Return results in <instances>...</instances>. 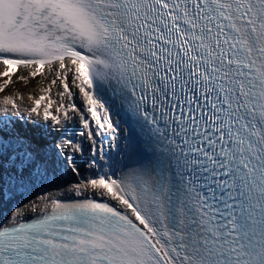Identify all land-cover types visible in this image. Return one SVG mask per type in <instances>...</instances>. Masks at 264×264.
<instances>
[{
    "label": "snow or ice",
    "instance_id": "6c2138e0",
    "mask_svg": "<svg viewBox=\"0 0 264 264\" xmlns=\"http://www.w3.org/2000/svg\"><path fill=\"white\" fill-rule=\"evenodd\" d=\"M0 66V264H264V0H0Z\"/></svg>",
    "mask_w": 264,
    "mask_h": 264
},
{
    "label": "bare ground",
    "instance_id": "6f19581e",
    "mask_svg": "<svg viewBox=\"0 0 264 264\" xmlns=\"http://www.w3.org/2000/svg\"><path fill=\"white\" fill-rule=\"evenodd\" d=\"M0 71H3V67L0 66ZM28 70L24 69H18L17 72L13 76V83H11L8 88L5 89L4 92H0V98H2L4 95H15V93L19 92L23 99L17 98V103L20 105L27 101L29 106L32 105V101L28 99L29 93H31L35 97H39L41 95L39 88L41 87L39 81L41 77L37 76L35 79H29L27 83H24L22 81L17 80V77L19 75H27ZM4 78H0V82H2ZM43 86H47V81ZM55 89L53 90V92ZM54 98V96H53ZM24 101V102H23ZM77 102L79 103V98H77ZM42 107V106H41ZM95 127V125H93ZM48 185L47 184H40L37 186V191L40 193H46L48 191Z\"/></svg>",
    "mask_w": 264,
    "mask_h": 264
}]
</instances>
